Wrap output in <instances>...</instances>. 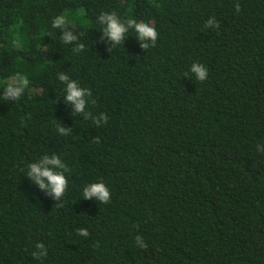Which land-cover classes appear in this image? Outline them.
Here are the masks:
<instances>
[{"label": "trees", "instance_id": "1", "mask_svg": "<svg viewBox=\"0 0 264 264\" xmlns=\"http://www.w3.org/2000/svg\"><path fill=\"white\" fill-rule=\"evenodd\" d=\"M112 12L154 27L155 46L131 29L101 40ZM18 73L28 87L6 101ZM59 73L106 123L74 114ZM46 155L70 170L60 201L27 178ZM97 182L106 204L83 200ZM0 264H264V0H0Z\"/></svg>", "mask_w": 264, "mask_h": 264}, {"label": "clouds", "instance_id": "2", "mask_svg": "<svg viewBox=\"0 0 264 264\" xmlns=\"http://www.w3.org/2000/svg\"><path fill=\"white\" fill-rule=\"evenodd\" d=\"M235 11H240L239 4L234 5ZM97 22L102 25L101 40H107L114 47L116 45H122L125 39V34L131 29L136 33V40L140 44V48L143 50L148 49L150 46H155L158 38V33L154 27L143 21L137 22L134 19H129L126 22H122L115 12L101 13L98 16ZM66 19L63 16H56L52 21V28L59 29L61 32L60 39L65 44L76 43L74 52H80L83 50L84 45L77 43L78 37L73 34L72 31L66 28ZM205 27L219 28L220 24L214 18H209ZM112 48L109 49V51ZM190 71L195 75V78L201 82L207 79L208 69L199 63H193ZM187 76V73L185 74ZM59 81L65 85L64 101L70 105L74 111V114L82 115L85 120L91 118L93 123L97 126H101L107 122V116L103 113L99 116L92 117L91 113L86 111V107L90 101L91 91L89 89L81 88L75 80H71L68 75L64 73L58 74ZM29 81L26 77L19 73L10 79L5 85L3 90V97L6 101L18 100L28 87ZM57 131L61 135H68L72 130L71 128L65 129L60 126ZM93 143H99V138L96 137L92 140ZM257 151H261L260 146L257 147ZM70 170L61 159L52 155L42 157L38 162L28 165L27 178L32 184H34L45 195L50 196L55 202L62 200L67 186L68 180L64 173ZM111 193L107 186L102 182L92 183L87 185L83 189V200H95L102 204H106L110 201ZM62 206V205H58ZM78 235L81 237H87L88 232L86 229H79ZM137 244L140 248H146L147 245L143 242L140 236L136 237ZM37 252H33L32 255L36 259H40L47 255V250L44 245L38 243L36 245Z\"/></svg>", "mask_w": 264, "mask_h": 264}]
</instances>
